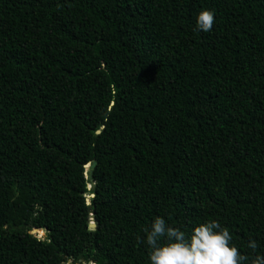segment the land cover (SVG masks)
I'll use <instances>...</instances> for the list:
<instances>
[{"label":"trees","instance_id":"obj_1","mask_svg":"<svg viewBox=\"0 0 264 264\" xmlns=\"http://www.w3.org/2000/svg\"><path fill=\"white\" fill-rule=\"evenodd\" d=\"M157 216L264 255V0H0V264H150Z\"/></svg>","mask_w":264,"mask_h":264},{"label":"clouds","instance_id":"obj_2","mask_svg":"<svg viewBox=\"0 0 264 264\" xmlns=\"http://www.w3.org/2000/svg\"><path fill=\"white\" fill-rule=\"evenodd\" d=\"M214 23L212 10L202 9L196 16V26L203 32H210ZM143 231L138 243L147 245L150 264H264L254 240L248 242L251 252L242 254L227 227L217 220L199 223L186 233L157 216Z\"/></svg>","mask_w":264,"mask_h":264},{"label":"water","instance_id":"obj_3","mask_svg":"<svg viewBox=\"0 0 264 264\" xmlns=\"http://www.w3.org/2000/svg\"><path fill=\"white\" fill-rule=\"evenodd\" d=\"M94 166H95V162L94 161L92 163H86L85 164V168L90 167V169H92ZM91 175H92V173H91V171H89L88 174H87V176L91 178ZM87 202L89 203V200H87ZM89 225L91 227H94L95 226V224L93 223V221H91ZM32 231L33 232H37L38 229L37 228H33L30 232L32 233ZM43 232H45V230H43Z\"/></svg>","mask_w":264,"mask_h":264},{"label":"rangeland","instance_id":"obj_4","mask_svg":"<svg viewBox=\"0 0 264 264\" xmlns=\"http://www.w3.org/2000/svg\"><path fill=\"white\" fill-rule=\"evenodd\" d=\"M32 234H34V235H36L38 238H42V239L45 237V233L40 234V233H38V232H33V231H32Z\"/></svg>","mask_w":264,"mask_h":264}]
</instances>
